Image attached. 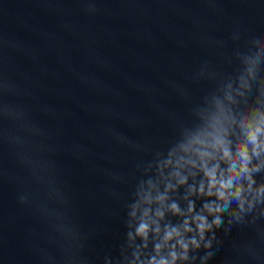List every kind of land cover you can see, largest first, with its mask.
I'll list each match as a JSON object with an SVG mask.
<instances>
[{"label":"water","instance_id":"95a60500","mask_svg":"<svg viewBox=\"0 0 264 264\" xmlns=\"http://www.w3.org/2000/svg\"><path fill=\"white\" fill-rule=\"evenodd\" d=\"M0 264H264V0H0Z\"/></svg>","mask_w":264,"mask_h":264}]
</instances>
